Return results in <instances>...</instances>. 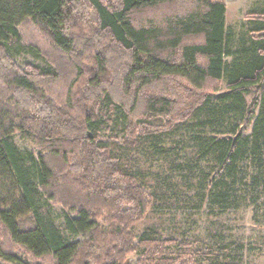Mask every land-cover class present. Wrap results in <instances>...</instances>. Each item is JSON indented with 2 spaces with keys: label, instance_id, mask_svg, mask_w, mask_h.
<instances>
[{
  "label": "trees",
  "instance_id": "trees-1",
  "mask_svg": "<svg viewBox=\"0 0 264 264\" xmlns=\"http://www.w3.org/2000/svg\"><path fill=\"white\" fill-rule=\"evenodd\" d=\"M226 14L0 0V264H244L241 242L134 231L151 210L264 217V13L238 33Z\"/></svg>",
  "mask_w": 264,
  "mask_h": 264
},
{
  "label": "rangeland",
  "instance_id": "rangeland-1",
  "mask_svg": "<svg viewBox=\"0 0 264 264\" xmlns=\"http://www.w3.org/2000/svg\"><path fill=\"white\" fill-rule=\"evenodd\" d=\"M227 6L226 25L236 33L248 29L256 14L264 13V0H224ZM225 82V81H224ZM222 89L225 84L222 83ZM256 93V92H255ZM255 93L247 96L251 102ZM259 96V95H257ZM166 170L169 164L165 165ZM264 222V217L259 215ZM254 218L253 207L233 213L209 215L208 209L151 210L145 220L134 228L136 235L148 226L157 228L163 236L185 237L197 241L201 248L237 241L243 243L244 264H264V223Z\"/></svg>",
  "mask_w": 264,
  "mask_h": 264
}]
</instances>
